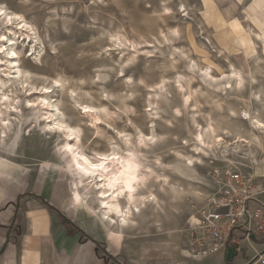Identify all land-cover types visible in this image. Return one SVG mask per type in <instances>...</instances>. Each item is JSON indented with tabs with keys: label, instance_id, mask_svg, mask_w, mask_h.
Returning <instances> with one entry per match:
<instances>
[{
	"label": "rangeland",
	"instance_id": "1",
	"mask_svg": "<svg viewBox=\"0 0 264 264\" xmlns=\"http://www.w3.org/2000/svg\"><path fill=\"white\" fill-rule=\"evenodd\" d=\"M0 3L24 16L33 29L29 41L20 40L19 31L17 45L23 52L19 66L32 71V98L36 100L43 94L44 87H53L55 92L49 96L57 101L60 118L69 125H81L82 139L100 134V142L86 149L93 157L112 150L123 154L127 149L123 138L135 143L136 138L145 136L146 143L135 149L142 151L143 167H150L155 174H148L144 191H153L162 208L155 210L148 205L137 216V227L129 229L125 238L109 240L93 214L71 205L72 177L56 161L59 154L55 148L62 141L60 136H44L39 129L31 136H23L15 158L18 167L46 166L64 175L69 188L68 206L77 213L87 232L99 238V255L104 264H185L190 259L185 252L195 255L194 226L209 205L215 169L224 162H234L252 172L251 168L261 166L264 160V134L259 142L249 146L237 145L235 140L239 136L253 139L242 111L257 112L264 120V42L257 44L250 33L253 29L264 38V18L259 20L257 15L248 13L253 6L264 10V0ZM5 32L8 33L7 27L0 21V34ZM117 32L128 39L127 46L112 38ZM26 41L34 42L36 55L29 44H22ZM131 55H135L134 61L128 60ZM232 66L243 72L246 83L241 92L230 91L226 96L223 88L215 86L224 81L223 75L233 71ZM204 68H209L213 79L204 76ZM251 75L257 80L255 85L249 82ZM192 76L195 80L190 86L197 91L195 96L201 103L198 107L191 106L193 100L189 104L184 102ZM55 79L63 84L59 91ZM163 79L165 83L159 85ZM252 90L260 100H254ZM82 105L96 107L100 118L97 126L81 114ZM232 109L237 111V117L230 113ZM34 112L33 116L39 114ZM209 121L226 142L227 151L225 147L211 149L199 143L198 132L204 133L206 142L209 140ZM188 158L196 160V176L205 186L195 184L194 188L202 195H193L188 183L172 171L181 169ZM197 158L201 160L197 162ZM156 175H167L181 192L169 187L160 189L154 180ZM194 217L196 223L191 222ZM243 245L250 249L246 242Z\"/></svg>",
	"mask_w": 264,
	"mask_h": 264
},
{
	"label": "bare ground",
	"instance_id": "2",
	"mask_svg": "<svg viewBox=\"0 0 264 264\" xmlns=\"http://www.w3.org/2000/svg\"><path fill=\"white\" fill-rule=\"evenodd\" d=\"M9 18H11V23H9ZM0 21H2L8 30V33L0 34V49H3L0 51V154L8 158L18 157L20 139L25 135H30L33 131H37L36 129L44 132V136H60L62 141L55 148L59 154V156L56 154L58 156V160L56 161L57 165L70 172L75 202L78 206L85 207L91 214L100 218L113 230L115 236L124 238L129 229L137 227V216H140L148 205H153L155 210L162 208L158 196L153 191H144L146 189L145 179L148 178V174H155L150 167H143L141 161L142 151L135 149L136 147H140L141 149L144 142L146 143L145 136L136 138L135 143L123 138L122 142H125V147H127L123 154L115 150L98 152L97 154L95 153L96 156L94 157L89 154L86 149L100 142V134H94L90 137L86 136L85 139H82L81 125H69L64 122L60 118L61 109L57 101L54 102V97L49 96L55 92L53 87H44L42 89L43 94L36 100L32 98L35 94V87L29 81L32 71L28 67L21 69V66H19L20 57L23 52L18 50L19 47L17 46L20 42L18 40L20 39L18 38L19 31H22L21 35L23 37L20 36V40L25 39L29 41L32 38L31 32L33 29L27 20L19 13L9 11L0 3ZM250 33L255 38L256 43L257 41L264 42V38L253 29H250ZM112 38L119 43L121 42L124 46L129 43L125 35L118 32ZM33 43V41L28 42L29 49L36 55L37 50ZM22 44L25 47L28 45L27 41L25 43L22 42ZM131 46L134 47L133 44ZM12 53H15V55H12ZM134 59L135 55H131L128 60L134 61ZM232 68L233 71L231 73L223 75L224 81L215 86L218 89L223 88L221 90L226 96L229 95L230 91L237 90L241 92L246 83L243 72L234 66ZM202 71L206 78H214L209 72V68H204ZM194 80L195 77L192 76L188 83V90L184 94V102L189 104L190 100H193L191 106L198 107L201 103L195 96L197 91L190 86ZM249 82L255 85L257 80L251 75ZM55 83L58 91L63 88L61 81L55 79ZM164 83L165 79L161 80L159 85ZM180 88L184 89V86L181 85ZM251 95L254 100H260L257 92L255 93L252 90ZM45 101H47V104L44 103ZM218 104L221 106V103ZM81 107V114L84 117L92 119V125H96V122L100 121V118L96 114V107L91 105H82ZM85 109L89 111H85ZM33 111H39V114L33 116ZM230 113L237 117V111L234 109L230 110ZM241 116L249 122L253 139L248 140L244 137H236L237 145L249 146L252 142H259L260 136L264 134V120L254 111H242ZM83 121H85V118L80 120V122ZM58 125L62 126L65 130L60 131L57 127ZM207 127L209 128V133L206 135L209 140L206 142L204 140V133L198 132L196 137L199 143L211 149L225 147L227 151L228 146L226 142L221 136H218V132L212 127L211 121H209ZM197 149L207 155V151L203 148L200 149L198 147ZM105 156L118 157V160L110 159L105 164L106 171H97L94 175L89 174L96 171L91 165L100 162V158ZM200 160L201 158H197V162ZM4 161L6 160L4 159ZM195 163L196 160L194 158H188L181 169H172V171L175 176L186 181V184L188 183L191 187L189 190L193 191V195H202L197 190L198 186L196 187L197 189L194 188L195 184H204L202 179L196 176L194 170ZM154 178L160 189L169 187L173 191L179 190V187L177 188L176 184L172 183L167 175H156ZM158 187L156 188L158 189ZM129 188L133 190L129 191ZM191 222L196 223L197 219L194 217Z\"/></svg>",
	"mask_w": 264,
	"mask_h": 264
},
{
	"label": "crops",
	"instance_id": "3",
	"mask_svg": "<svg viewBox=\"0 0 264 264\" xmlns=\"http://www.w3.org/2000/svg\"><path fill=\"white\" fill-rule=\"evenodd\" d=\"M255 7L250 8L249 15L263 20L264 10ZM255 176L264 189V160L261 166L257 165ZM68 189L61 172L46 166L18 167L15 158L0 154V264H104L99 255V238L87 232L77 213L68 206ZM73 199L72 189L71 205L85 208ZM56 212L73 223L79 232L69 235ZM97 220L107 232H104L107 239H123L114 237L110 228ZM238 242L239 245L206 258L185 252L190 257L185 264H249L255 251L264 259V240L255 242L254 249H248L242 240Z\"/></svg>",
	"mask_w": 264,
	"mask_h": 264
},
{
	"label": "built area",
	"instance_id": "4",
	"mask_svg": "<svg viewBox=\"0 0 264 264\" xmlns=\"http://www.w3.org/2000/svg\"><path fill=\"white\" fill-rule=\"evenodd\" d=\"M238 163L224 162L213 172L209 205L194 226V256L206 258L225 252L239 240L254 249L264 240V189L255 176ZM256 252L249 264H264Z\"/></svg>",
	"mask_w": 264,
	"mask_h": 264
},
{
	"label": "snow or ice",
	"instance_id": "5",
	"mask_svg": "<svg viewBox=\"0 0 264 264\" xmlns=\"http://www.w3.org/2000/svg\"><path fill=\"white\" fill-rule=\"evenodd\" d=\"M9 23H11V18H9ZM3 49H0V51H2ZM12 55H15V53H12ZM45 104H47V101L44 102ZM85 111H89L88 109H85ZM58 129L60 131H64L65 129L62 127V126H57ZM69 151H71V149H69ZM118 160V157H108V156H105V157H101L100 158V162L98 163H94L91 165V167L96 170V171H93L89 174H96L97 171H106L107 169L105 168V164L109 161V160ZM133 189L129 188V191H132Z\"/></svg>",
	"mask_w": 264,
	"mask_h": 264
},
{
	"label": "trees",
	"instance_id": "6",
	"mask_svg": "<svg viewBox=\"0 0 264 264\" xmlns=\"http://www.w3.org/2000/svg\"><path fill=\"white\" fill-rule=\"evenodd\" d=\"M56 213H57V216L59 217V219L61 220V223L67 228L69 235H73V234L79 232V229H77L73 225V223H71L67 218H65L64 216H62L58 212H56Z\"/></svg>",
	"mask_w": 264,
	"mask_h": 264
}]
</instances>
